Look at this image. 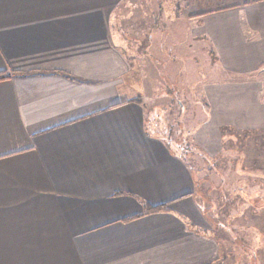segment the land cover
<instances>
[{
	"label": "crops",
	"instance_id": "0c3cea01",
	"mask_svg": "<svg viewBox=\"0 0 264 264\" xmlns=\"http://www.w3.org/2000/svg\"><path fill=\"white\" fill-rule=\"evenodd\" d=\"M126 1L0 0V264H225L198 198L216 187L147 124L164 98L116 26ZM209 9L163 35L204 49L195 153L228 157L244 190L264 184V0Z\"/></svg>",
	"mask_w": 264,
	"mask_h": 264
},
{
	"label": "rangeland",
	"instance_id": "374dc122",
	"mask_svg": "<svg viewBox=\"0 0 264 264\" xmlns=\"http://www.w3.org/2000/svg\"><path fill=\"white\" fill-rule=\"evenodd\" d=\"M243 1L247 0H127L116 10V26L126 38L130 33L137 44L141 42L146 50L148 48V67L135 69L147 73L151 80L142 78V87L148 89L152 83L160 84L152 96L155 99L163 96L164 99L158 103L161 110L146 111L150 131L162 135L191 168L198 169L208 179L207 182L216 187L203 191L198 198L203 209L213 218L222 255L226 256L224 263L264 264L259 230L250 227L252 223L258 224L262 220V215H254L253 211L259 201L255 194L260 190L259 185L264 187L263 181L246 178V189L243 190V181L238 184L233 179L237 178L238 171L230 172L228 157L207 163L200 154L195 153L190 131L197 120L205 118L206 113V108H201L204 101L196 86L197 81L202 79L201 74L208 70L206 61L209 59L205 58L204 49L198 43L189 48L184 37H181V46H177L179 43L172 46L176 43L175 39L163 35L171 32L170 20L174 16L179 18L193 13L196 5L199 10L217 9L236 6ZM120 39L121 35L117 40ZM142 45H136L138 49L135 50L139 51V55ZM191 50H194V54L187 55Z\"/></svg>",
	"mask_w": 264,
	"mask_h": 264
},
{
	"label": "trees",
	"instance_id": "16d2710c",
	"mask_svg": "<svg viewBox=\"0 0 264 264\" xmlns=\"http://www.w3.org/2000/svg\"><path fill=\"white\" fill-rule=\"evenodd\" d=\"M181 158L184 159L183 156H181ZM185 162H186V160H185ZM164 209H165V204H161V205H157V206H152V205L144 204V213L154 212V211H159V210H164Z\"/></svg>",
	"mask_w": 264,
	"mask_h": 264
}]
</instances>
